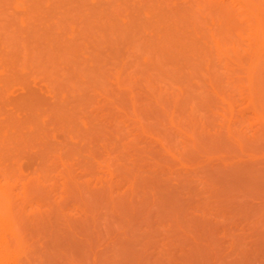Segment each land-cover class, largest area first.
<instances>
[{"label":"rangeland","instance_id":"rangeland-1","mask_svg":"<svg viewBox=\"0 0 264 264\" xmlns=\"http://www.w3.org/2000/svg\"><path fill=\"white\" fill-rule=\"evenodd\" d=\"M244 2L0 0L15 264H264V49L250 80L220 30Z\"/></svg>","mask_w":264,"mask_h":264},{"label":"bare ground","instance_id":"bare-ground-1","mask_svg":"<svg viewBox=\"0 0 264 264\" xmlns=\"http://www.w3.org/2000/svg\"><path fill=\"white\" fill-rule=\"evenodd\" d=\"M244 5L247 7V21L248 23V35L244 37L245 31L242 28H234V16L230 13L226 14L225 24L220 30H224L225 33L233 31L239 32V40L233 41V53L238 52L241 45L246 44L249 50L248 60L249 64V79L253 80L256 73V68L259 64V60L262 56L264 49V35H263V19L262 10L259 6L250 0H246ZM215 43L219 50L222 46H227L225 41L221 38L215 40ZM228 50L223 53L226 54ZM4 145V141H1ZM2 145H0V158H3ZM17 202L14 199V189L10 187L8 180L0 179V264H15L16 252L20 249L21 238L16 227L15 208ZM12 237L15 240V247L12 249L8 245V239Z\"/></svg>","mask_w":264,"mask_h":264}]
</instances>
